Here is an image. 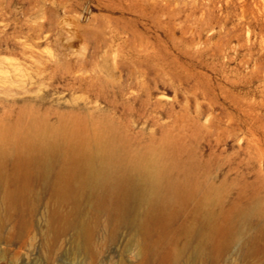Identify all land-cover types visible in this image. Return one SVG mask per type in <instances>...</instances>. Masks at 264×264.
Wrapping results in <instances>:
<instances>
[{"label": "rangeland", "instance_id": "obj_1", "mask_svg": "<svg viewBox=\"0 0 264 264\" xmlns=\"http://www.w3.org/2000/svg\"><path fill=\"white\" fill-rule=\"evenodd\" d=\"M100 140L156 199L89 179ZM0 147V264H264V0H0Z\"/></svg>", "mask_w": 264, "mask_h": 264}, {"label": "bare ground", "instance_id": "obj_2", "mask_svg": "<svg viewBox=\"0 0 264 264\" xmlns=\"http://www.w3.org/2000/svg\"><path fill=\"white\" fill-rule=\"evenodd\" d=\"M44 137L45 133L42 130H37L34 134H29V136L26 137L27 139L23 147L26 150H37L42 156H45L53 152L54 146L45 142ZM85 144V141L81 142V146L83 145V147L79 152L83 167L89 179L96 183L99 182L100 184L109 183L112 189L117 190L123 195L138 191L143 183L148 189L149 199L151 198V200H154L158 197L164 171L162 162L159 158L136 156L129 159L123 157L119 155L115 145L111 141L103 142L100 140L97 148L94 150L87 148ZM80 171L81 170H79V172ZM123 206L122 203L114 209L115 211H119L123 209ZM80 233L83 235L87 233L85 226H81Z\"/></svg>", "mask_w": 264, "mask_h": 264}]
</instances>
